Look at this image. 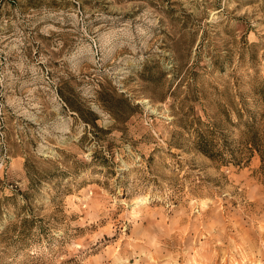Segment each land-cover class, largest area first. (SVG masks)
I'll use <instances>...</instances> for the list:
<instances>
[{"label":"rangeland","instance_id":"1","mask_svg":"<svg viewBox=\"0 0 264 264\" xmlns=\"http://www.w3.org/2000/svg\"><path fill=\"white\" fill-rule=\"evenodd\" d=\"M258 97L264 0H0V264H264Z\"/></svg>","mask_w":264,"mask_h":264},{"label":"trees","instance_id":"2","mask_svg":"<svg viewBox=\"0 0 264 264\" xmlns=\"http://www.w3.org/2000/svg\"><path fill=\"white\" fill-rule=\"evenodd\" d=\"M256 103L257 107L254 110L241 106L237 111L239 123L243 126L239 140L243 145V150L250 154L256 153L264 162V97H258ZM188 125V140L196 151L212 160L224 161L226 154H228L229 159L240 162L235 161L236 155L228 153L224 143L218 144L215 141L207 123L198 118L192 119ZM24 166L26 168V160Z\"/></svg>","mask_w":264,"mask_h":264},{"label":"bare ground","instance_id":"3","mask_svg":"<svg viewBox=\"0 0 264 264\" xmlns=\"http://www.w3.org/2000/svg\"><path fill=\"white\" fill-rule=\"evenodd\" d=\"M230 254V253H229ZM226 254L222 256V258L219 260L218 256H212L209 258L210 263L212 264H235V260L237 259V256ZM220 257V256H219ZM245 259V257H244ZM207 261V262H209Z\"/></svg>","mask_w":264,"mask_h":264}]
</instances>
